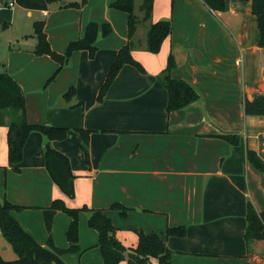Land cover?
<instances>
[{
	"label": "crops",
	"instance_id": "crops-1",
	"mask_svg": "<svg viewBox=\"0 0 264 264\" xmlns=\"http://www.w3.org/2000/svg\"><path fill=\"white\" fill-rule=\"evenodd\" d=\"M40 1L36 9L40 17H33L24 0H16L15 8V0H4L7 6L13 4L5 19L0 17L7 25L25 9L27 18L18 21L13 35L0 38V44L12 43V56L32 63V80L37 74L38 78L47 74L46 57L50 58L34 53L32 23L47 17L51 5L59 10L73 2ZM158 5L159 0H153L149 22L170 19V35L155 53L132 42L131 55L145 71L134 72L123 65L101 100H97L99 87L127 34L115 40L103 39L99 32L93 56L83 49L75 52V75L65 85L74 88L75 101L86 98L90 104L77 120L53 121L69 129L65 139L50 141L38 131L30 132L32 140L24 148L18 170L7 157L9 110L0 109V200L21 206L11 211L12 216L42 246L49 239L58 248L69 245L65 231L70 216L65 212L54 213L51 235L46 237L43 230L42 208L59 198L71 208L103 209L115 227V237L128 249L137 245L138 230L164 233L167 227L183 225V236L163 234L171 251L169 264H264V238L245 240L243 236L247 202L257 211L264 209V173L246 157L250 148L264 159V115L245 114L242 107L244 98L264 93V47L257 44L250 0H225L223 10H212L201 0H169L166 8L157 10ZM109 6L107 3L105 8ZM43 21L51 48L63 53L53 45ZM79 37L80 29L77 34L71 28L64 30L66 46ZM170 52L176 62L170 76L190 84L198 98L167 112V92L159 74ZM2 58H6L4 53ZM51 59L55 68L50 77L59 65ZM79 60L88 64H79ZM2 65L24 89L17 67ZM71 67L72 62L67 61L60 69ZM82 83L90 87L87 93L81 90ZM75 127L87 131L88 162L81 154L78 133L70 130ZM227 133L236 134L237 143L218 136ZM48 148L69 159L74 174L72 198L48 175L44 162ZM114 202L128 208L125 216L110 207ZM87 217L86 210L78 213V250L61 254L67 264H104L96 245L98 234L88 226ZM4 241L0 232V255L16 259L11 245ZM151 262L157 263L155 258ZM118 264H126V259Z\"/></svg>",
	"mask_w": 264,
	"mask_h": 264
},
{
	"label": "trees",
	"instance_id": "trees-1",
	"mask_svg": "<svg viewBox=\"0 0 264 264\" xmlns=\"http://www.w3.org/2000/svg\"><path fill=\"white\" fill-rule=\"evenodd\" d=\"M46 1L56 2L58 0ZM201 1L212 10H223L225 8V0ZM84 2L85 0H82L81 3L73 1L67 3V5L80 7ZM152 4L153 0H142L139 5V10L143 13L142 20L149 18L152 11ZM250 4L258 29L257 44L264 47V0H250ZM110 7L127 14V41L117 49L115 57L107 69L104 81L99 87L97 100L102 99L116 74L124 64L134 65L139 71H144L141 64L131 55L132 36L139 21L133 12L134 0H113L110 3ZM43 27V20L33 22V34L36 38L34 53L36 55H49L57 61L59 65L55 73L67 62L72 51L83 49L87 50L90 56H93L96 50L95 41L98 33L100 32L105 36L111 31V26L108 22L99 24L96 21H88L84 26L83 35L70 41L63 53H58L51 48ZM171 29L170 19H160L150 23L146 33V50L153 53L157 52L162 41L170 35ZM175 65L174 55L170 52L167 56L166 66L159 74V78L167 92V112L184 108L198 98L197 91L190 84L181 78H173L170 76V70ZM73 92L74 88L69 87L64 95H70ZM242 107L245 114L264 115V93L253 99L244 98ZM1 108H8L10 114L6 134L7 157L14 170L19 169L18 164L22 159L23 145L30 132L36 130L48 139H64L68 134V130L65 127L46 126L43 124L37 125L26 120L25 98L22 89L17 81L5 70L0 72ZM80 135L83 140L80 148L84 155V161L88 162L87 131L80 129ZM218 136L232 144L238 141L236 134L227 133L219 134ZM44 157L45 167L51 179L66 196L72 197L74 195V174L71 171L68 157L54 148H48L44 153ZM246 157L256 169L264 173V159L254 150L247 148ZM20 207L6 199L0 200V231L3 237L9 241L17 255V258L12 260L4 259L0 255V264H40V262H44L45 264H67L62 260L61 254L78 250V213L82 210L88 211L87 224L89 227L95 229L98 234L96 245L104 264H118L123 259H126V264H153L151 258L156 259V264H169L171 251L164 243L163 234L165 236H183L185 233V227L183 225L167 227L164 233L138 230L137 245L132 249H128L115 237V227L103 209L89 208L84 205L82 207L71 208L66 206L61 199L55 198L48 207L42 208L43 221L49 230L53 215L57 210L68 214L70 221L65 231V236L69 245L66 248H58L49 239L46 246H42L12 216L11 211ZM110 207L116 209L120 216H125L128 211V208L119 202L112 203ZM245 218L244 239H263L264 209L257 211L250 202H247Z\"/></svg>",
	"mask_w": 264,
	"mask_h": 264
},
{
	"label": "rangeland",
	"instance_id": "rangeland-1",
	"mask_svg": "<svg viewBox=\"0 0 264 264\" xmlns=\"http://www.w3.org/2000/svg\"><path fill=\"white\" fill-rule=\"evenodd\" d=\"M68 1H76L79 3L82 2V0H68ZM112 1L113 0H85V2L81 5L80 8H76L75 6H66V9H59V10H57L58 9L57 7L55 8L53 5H51L48 9L50 10V14L45 18L42 17L38 19L45 20L46 31L48 33V36L50 35L54 46L61 48L60 51L65 50L66 47V44L64 42L65 40L63 38L64 30L66 28H71L73 34H77L78 30L80 29V36H82L83 27L88 20L96 21L99 24H101L102 22H108L111 26V31L109 34L103 36V39L108 38V39L116 40L118 39L119 35H122L123 33L127 34V16H125L124 12L115 9L113 7L109 6L108 9L105 8L106 4L108 3V5H110ZM40 2H41L40 0H24V5L28 6V8L31 9L33 13V17H40L39 13L36 10L37 8H39ZM141 2L142 0H134V10H133L134 14L136 13L135 15L136 16L138 15L137 17L139 19V22L137 23V27H136L137 30L132 38V42L135 43V46L138 47L139 49L143 48L146 44V33L148 30V26L150 24L149 19L146 21L142 20L143 13L138 9V6L141 4ZM168 2L166 1L163 2L162 0H159V5L157 7V10L159 6L166 8L168 6ZM15 7H16V0L13 8ZM11 8L12 7L4 4V0H0V17L5 19L4 17L7 16V13H9ZM17 18H18L17 20L16 18H13L11 21L8 20L9 24L7 23V25L5 24L4 21H2V19H0L1 40L4 39L7 35L9 37L13 35L17 30L18 21L27 18L25 15V9L20 10V15ZM104 42L106 43L107 40H105ZM12 48H13L12 43L9 44L6 43L3 47H1L0 44V66H3L2 64H4V66H8V64H10L11 69H15V67H17L18 75L24 81L25 88L22 90L24 92V97H25L26 120L30 123H35L37 125L43 124L46 126H56L57 124L53 123V121L55 120L66 122V121H74L77 120V118H80L81 117L80 111H83V109L90 103L87 101L86 98H82L83 100L79 102L75 101V96H76L75 90L73 93H70V95H64L65 92L68 90L67 87L69 85V84L67 86L65 85V80L75 75L74 73L75 71L74 67L76 64L75 52L79 50L72 51L67 60L69 63L72 62V67L60 69L54 74V76L51 79L48 78L53 73L55 66L51 57L50 58L46 57L47 69L45 71L47 72V74H45L41 78H38V74H37L35 80H32V78L29 77L33 69L32 63L27 64V60L21 61L22 59H18L17 56H12V54L9 52V50ZM2 53L6 55L7 59L2 58ZM78 63L88 64V62L85 60L81 62L79 60ZM127 66L134 72H139V70L134 65L127 64ZM41 69H43V66H41ZM64 85H65V89L63 90ZM81 90L83 91V93H87L90 90V87H86L83 85ZM80 129H81L80 127H75V128H71L70 130H73L78 133L79 141L80 143H82L83 140L80 135ZM67 130L69 129L67 128ZM29 135L27 136L26 141L23 145L22 158H23L25 146H27L28 143L30 144L32 140L31 135L30 136ZM49 140L58 141L62 139H49ZM44 162H45V157H44ZM62 214L66 215L65 213H63V211ZM61 218L63 221H65L66 219L65 216H62ZM53 222H54V216L52 218L51 227L48 230L45 224H43L44 221L42 215V224L44 226L43 230L44 233L46 234V237L48 235H51L52 233ZM57 232H59L58 229ZM59 233H61L62 236L65 237L63 231ZM4 242H6V244L8 243L9 246L10 244L9 241L5 239ZM4 242L3 244H5ZM45 244H47V242ZM9 247L14 252L11 246Z\"/></svg>",
	"mask_w": 264,
	"mask_h": 264
},
{
	"label": "water",
	"instance_id": "water-1",
	"mask_svg": "<svg viewBox=\"0 0 264 264\" xmlns=\"http://www.w3.org/2000/svg\"><path fill=\"white\" fill-rule=\"evenodd\" d=\"M2 71V69L0 68V72ZM35 260H37L36 258H34ZM40 264H45L44 262H40Z\"/></svg>",
	"mask_w": 264,
	"mask_h": 264
},
{
	"label": "built area",
	"instance_id": "built-area-1",
	"mask_svg": "<svg viewBox=\"0 0 264 264\" xmlns=\"http://www.w3.org/2000/svg\"><path fill=\"white\" fill-rule=\"evenodd\" d=\"M13 3L12 2H9V6H11Z\"/></svg>",
	"mask_w": 264,
	"mask_h": 264
}]
</instances>
